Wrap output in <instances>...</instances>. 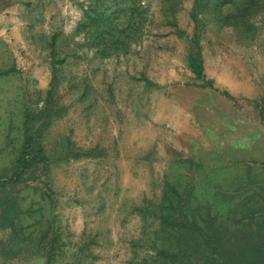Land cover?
Instances as JSON below:
<instances>
[{
	"label": "rangeland",
	"instance_id": "rangeland-1",
	"mask_svg": "<svg viewBox=\"0 0 264 264\" xmlns=\"http://www.w3.org/2000/svg\"><path fill=\"white\" fill-rule=\"evenodd\" d=\"M21 1L0 0V41L5 42L0 43V65L8 59L4 57L8 48L19 69L13 76L0 77V171L10 165L18 146L22 94L34 99L36 90L45 91L51 78L47 51L29 38L26 5ZM88 1L45 0L44 19L35 32L71 33L82 17L81 3ZM192 3L184 0L178 14L186 36L194 29L189 16ZM152 11L151 33L129 62L109 59L86 70L74 68L75 74L91 79L100 100L88 109L86 100L77 102L52 127L53 136L71 133L78 146L107 147L105 157L55 165L51 181L55 211L70 240H79L84 231L99 232L98 244L92 246L98 264H133V258L143 256L141 220L127 214L133 204L158 198L164 178L183 173L178 159H203L212 184L235 171L232 153L242 160L241 166L264 168V116L258 106H264V13L256 18L260 34L251 46L237 43L228 29L205 32V72L214 80L212 89L192 84L193 74L185 67L186 37L170 26L156 25L160 13L155 1ZM141 70L157 87L147 91L136 80ZM219 164L220 170L215 168ZM199 176L192 172L201 197L207 192L204 182L210 180ZM0 264H4L1 257ZM7 264H43V260Z\"/></svg>",
	"mask_w": 264,
	"mask_h": 264
},
{
	"label": "trees",
	"instance_id": "trees-1",
	"mask_svg": "<svg viewBox=\"0 0 264 264\" xmlns=\"http://www.w3.org/2000/svg\"><path fill=\"white\" fill-rule=\"evenodd\" d=\"M154 1L160 13L156 25L170 26L186 37L185 67L193 74L194 85L200 82L203 88L216 89L205 72V32L228 29L245 46L258 41L256 18L264 13V0H193L189 16L194 29L189 36L178 21L184 0H89L87 5L81 3L82 17L71 33L55 29L48 34L35 32L44 19L45 0L21 1L26 5L29 38L47 51L51 78L45 91L36 90L34 99L22 94L18 146L10 165L0 171V257L4 264L32 259H42L43 264H98L92 246L98 244L99 232L84 231L79 240H70L55 211L51 181L55 165L105 157L107 147L99 143L78 146L71 133L53 136L52 127L77 102L86 100L88 109L100 100L91 79L75 74L74 68L86 70L109 59L129 62L140 52L155 21ZM5 49L8 59L0 65V77L19 72L11 51ZM136 80L147 91L158 85L144 70ZM222 94L236 102L228 91ZM258 106L263 117L264 106ZM232 155L235 171L218 177L215 184L203 159H178L183 173L164 178L158 198L132 205L127 215H137L143 231L139 244L143 256L133 258V264H264V168L241 166L242 160ZM219 165L215 168L220 170ZM194 171L201 174L198 178L210 180L204 182L207 192L201 197L195 191Z\"/></svg>",
	"mask_w": 264,
	"mask_h": 264
}]
</instances>
